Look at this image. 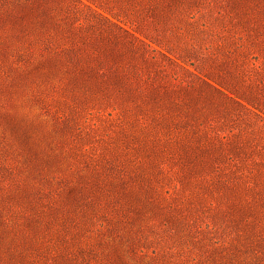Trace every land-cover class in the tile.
I'll return each mask as SVG.
<instances>
[{
	"label": "rangeland",
	"instance_id": "1",
	"mask_svg": "<svg viewBox=\"0 0 264 264\" xmlns=\"http://www.w3.org/2000/svg\"><path fill=\"white\" fill-rule=\"evenodd\" d=\"M0 264H264V0H0Z\"/></svg>",
	"mask_w": 264,
	"mask_h": 264
}]
</instances>
